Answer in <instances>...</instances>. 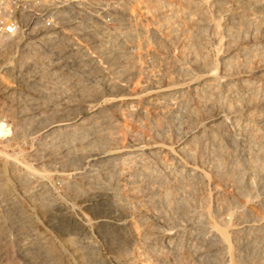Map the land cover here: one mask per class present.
<instances>
[{"label":"bare ground","instance_id":"obj_1","mask_svg":"<svg viewBox=\"0 0 264 264\" xmlns=\"http://www.w3.org/2000/svg\"><path fill=\"white\" fill-rule=\"evenodd\" d=\"M128 1L81 2L79 16L58 21L65 1L50 0L29 11L20 34L0 35L7 47L22 34L28 39L12 65L0 55V112L19 114L16 134L37 127L56 135L50 148L84 137L75 148L81 158L62 152L75 179L69 190L102 213L98 231L120 264H264V0H132L139 16L124 7ZM106 19L119 27L108 28ZM4 76L18 80L17 87L2 85ZM78 96L107 102L92 115L91 138L90 124L69 116L82 108ZM173 118L184 124L183 137L157 135ZM4 127L0 122V133L9 131ZM55 160L47 159V166ZM83 160L106 167L104 187L89 190ZM65 171L51 174L59 178ZM6 172L4 165L0 175ZM150 183L156 187L146 193ZM160 204L185 219L184 246L171 243L179 231L162 222ZM55 219L79 259L69 244L87 235L86 226L61 214ZM194 230L207 237H192ZM53 247L45 257L52 258ZM81 255L102 263L93 249Z\"/></svg>","mask_w":264,"mask_h":264},{"label":"rangeland","instance_id":"obj_2","mask_svg":"<svg viewBox=\"0 0 264 264\" xmlns=\"http://www.w3.org/2000/svg\"><path fill=\"white\" fill-rule=\"evenodd\" d=\"M48 1L50 0H29L30 12L31 11L38 12L39 10H42V6L45 8L46 4L49 3ZM64 1L65 2L63 4L64 5L63 9H61L58 13H56L55 18H57L58 21L70 20L74 17L79 16L80 11L78 9L79 6L77 4H81V2L83 4L84 3L88 4L91 0H64ZM169 1L170 0H165V2H169ZM137 4H138L137 2L133 3L132 0H129L127 3L125 2L124 7L128 8V12L131 15L139 16V14H141L142 11L140 10L139 6H137ZM64 7L65 8L67 7V8L65 9ZM29 18H30L29 15H26L24 19V24L21 27V30H19V34L24 30V27H25L24 25H26V21H28ZM51 21L52 19H49V20L46 19L45 22L47 24L46 23L45 24L48 25V22L50 24ZM105 21L107 22V19ZM106 22H105V25L108 24L109 26L106 25L108 28L119 27V24L114 20L108 19V22L107 23ZM41 25L42 24L36 25V27H41ZM27 41H28L27 36H25V34H22L18 38L12 41V45L10 47H7L5 45H0V55L6 53L7 54L6 59L9 61V64L12 65L13 61L17 60L19 57V54L23 52V50L25 49L24 47ZM48 56H46L47 59L50 58V55ZM214 56L216 58H222L223 54L215 52ZM14 79L15 78L4 76L2 77L1 83L2 85H5V86L17 87L18 80H14ZM100 87L101 85H99V87L97 88L100 90L101 89ZM132 87H134V83L131 84V88ZM82 98L78 96L76 99V101L78 100L77 102L80 103V107H82L80 108L81 110L79 112L69 114V116H71V118H74V120H85L87 124H90V126L88 127L90 128L92 127L91 129L92 131L89 132V138H91L95 134L94 132H96L94 125L97 122V121H93L92 115L94 114L95 110L98 108L105 109L107 106V102L103 100L102 102H93L94 100L92 99L86 100L85 97H82ZM18 117H19V114L13 116L11 113L0 112V122L4 124L5 126L4 128L6 130L9 129V131H7L5 134H3L2 132H1L2 134L0 133V155L2 154L0 156V171L4 165L7 171L4 175L2 176L0 175V180H1L0 181V197H1L0 198V203H1L0 204V227H1L0 228V264H21V263L22 264H53V263L54 264L56 263L57 264H65V263L67 264H85V263L90 264V262L87 259L83 258L81 255L82 251L86 248L87 249L90 248L95 251V255L97 256L99 262L100 263L102 262L101 264H120V261L118 260L116 254L109 247L108 243L103 238H101V235L98 231V224L101 220H103L101 218L102 213L99 212L97 206L95 207L93 203L81 204L80 202H78L76 199L73 198L69 190L71 186L70 184H72L73 182L75 183V179L69 175V171H68L69 164H67L64 161L66 156H62L64 155L62 154V152H63V149L66 148L71 152L69 153V154H72L71 157H76L78 159L81 158L80 156H82V153L80 151H76L75 148L79 143L82 142L80 141V139L82 140V138L84 139V137L77 138L78 140L69 144L71 146L67 145L64 148L63 146L58 148L59 150L58 151L56 147L50 148L52 146H55V144L59 141L57 139L58 137L56 135L55 136H45L44 134L45 128H42V130H39V128L37 127H32V128L26 127L22 129L19 133L17 134L14 133V129L16 125L15 122H16V118ZM176 121L180 122L178 118L176 119L173 118L169 122L167 121L166 122L167 124L165 123V125L162 128L157 129V135L163 136L166 134L168 136H176L177 139H181L184 134L183 133L184 124H180ZM129 128L131 129V131L133 132L136 131L140 135L144 134L143 136L147 137L144 131L137 129L135 126H129ZM159 131H161V133H159ZM69 154L67 156H69ZM2 156H5V157H2ZM6 156L8 157V159ZM47 159H50V160L56 159L55 160L56 162L54 161L52 164H50V166L49 165L47 166L46 164ZM83 162H84L85 172H87L86 180H88L87 182H91L93 185V187L92 186L88 187L89 190L94 191V188H95V191H96L100 189L101 187H104L105 182H106L104 179L108 177L105 174L106 167L101 166L99 164H96L95 166L91 165V163L88 160L86 161L83 160ZM29 166L35 170H39L40 172L49 173L50 176H48L47 178H40L38 176L32 175L29 173V170L27 169V167ZM59 169H64L66 171L61 177L59 178L54 177L52 174H54L56 170H59ZM160 175L163 177V174H160ZM175 176L178 178L179 174L175 173ZM93 180H94V183H93ZM74 183L72 185H74ZM154 184L155 183H150L148 185H145L143 191H145L146 193H149V190H153L156 187V184L155 186ZM36 201L39 203H37ZM38 204L42 206V209H44L43 211L44 214L40 213V211L38 210V206H39ZM118 204L121 205L119 201H118ZM160 205L161 206H159L160 208L157 210V213L161 217L162 222H164L165 224L174 225L175 228L177 227L176 230L179 231L178 232L179 236L175 240H172V242L171 240L169 242H171L174 245V247L184 246L185 243L187 244V240H188V235L183 233L184 231L182 227L185 219L183 218L184 219L183 220L181 217H179L178 214L175 212V210L172 209V206H169L170 207L169 208L162 204ZM179 205L180 204L178 201L176 203V206H179ZM52 208L54 210H52ZM58 214L65 216L66 219L75 226L84 224L87 228L88 236L85 235L81 238H75V239L72 238L69 244L71 245L72 250L75 251L78 249L77 251H75V253L77 254V257H80L79 259L76 258V256H73L72 252H69L70 250L67 249V246L64 242L65 238L61 236L58 230L54 227V223L56 222L55 218L58 216ZM29 219H32V220H29ZM48 219L52 220V224L51 222L48 223ZM20 226H22V229ZM23 227L25 228L24 230H23ZM198 236L199 237L201 236L200 238H205L206 235H203L197 230H194L192 237L199 238ZM78 242L82 243L83 245L81 246V244ZM50 244L51 246L54 245L53 248L55 249V250L53 249L54 252L52 254V258L48 257V255L45 257L44 255V253L50 250L49 249ZM37 252H39L38 255L40 253H43L44 257L41 255L38 256ZM43 261L46 263H44Z\"/></svg>","mask_w":264,"mask_h":264},{"label":"built area","instance_id":"obj_3","mask_svg":"<svg viewBox=\"0 0 264 264\" xmlns=\"http://www.w3.org/2000/svg\"><path fill=\"white\" fill-rule=\"evenodd\" d=\"M29 11V0H0V35L21 30Z\"/></svg>","mask_w":264,"mask_h":264}]
</instances>
